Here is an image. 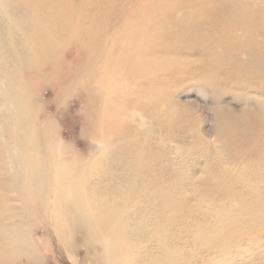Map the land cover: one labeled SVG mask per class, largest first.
<instances>
[{"label":"bare ground","instance_id":"1","mask_svg":"<svg viewBox=\"0 0 264 264\" xmlns=\"http://www.w3.org/2000/svg\"><path fill=\"white\" fill-rule=\"evenodd\" d=\"M183 71L213 96L230 161L202 177L162 132L190 130ZM235 89L264 98V0H0V264H37L40 221L72 264H253L264 106L235 115Z\"/></svg>","mask_w":264,"mask_h":264},{"label":"rangeland","instance_id":"2","mask_svg":"<svg viewBox=\"0 0 264 264\" xmlns=\"http://www.w3.org/2000/svg\"><path fill=\"white\" fill-rule=\"evenodd\" d=\"M188 67L191 70L196 69L197 71L198 64L190 65ZM188 76L189 75L185 74L184 71L176 72L174 75H171L170 79L178 78L181 80V83L176 87L174 95V102L176 103L175 108H177L178 111L187 112L189 117L186 122L191 124L190 130L188 132H177L175 126H168L162 132L170 131L173 133L174 141L176 144L179 143V147H177L178 153L188 162L187 170L188 172L191 171L190 175L192 176L194 174L195 177H202L208 162L216 160V162L227 164L230 161L227 156L228 152L226 153V142L218 136L215 128L217 121V118L215 117L217 114V107L214 103V98L212 95L207 94L202 87L194 84ZM235 90L238 93H241L238 89ZM242 91L245 92L244 90ZM246 97L252 101L251 105L253 107L258 108V106H264L263 97L244 95L242 93L237 97V100H235L234 94H225L223 96V104L228 105L234 114L239 116L241 115L242 110H244L242 108L245 106L240 101ZM174 102L172 101L173 105ZM170 120H167V123L172 124ZM61 125V132L70 144H76L81 140L82 126L81 124L76 123L75 118L72 115H66L62 120ZM38 224L42 228L39 230L35 238L43 243V253L41 259L38 261L36 260L35 263L72 264L63 253L62 248L58 243V235L51 229L48 225L49 223L40 221ZM72 243L73 242H67V245H72ZM44 246H48L49 249L46 250ZM254 253L255 260L252 263L264 264V239L262 243L256 245ZM79 257L76 256L75 260L78 261ZM241 258L242 257L239 256V258H234L232 261L227 262V259L224 261L229 264H238V261ZM21 264H29V262L24 261Z\"/></svg>","mask_w":264,"mask_h":264}]
</instances>
